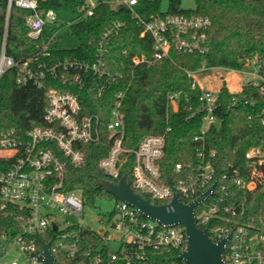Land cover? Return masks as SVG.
<instances>
[{"label":"built area","instance_id":"2783aa9c","mask_svg":"<svg viewBox=\"0 0 264 264\" xmlns=\"http://www.w3.org/2000/svg\"><path fill=\"white\" fill-rule=\"evenodd\" d=\"M100 2L84 0L76 16L63 21L62 27L68 28L92 16ZM104 2L113 7H126L141 35L152 38L150 55L135 54L130 58L135 65L161 61L168 58L172 50L193 53L208 49V30L212 21L206 15H149L139 10L140 0ZM13 5L29 11L26 23L34 38L43 37L47 26L59 22L54 9L39 11L38 0H8V12ZM125 25L123 19L110 23L98 43L94 57L88 60L62 57L50 61L53 56L51 47L61 40L63 28L50 33L34 56L16 60L5 49L2 50L0 80L7 70L14 69L16 83L20 86L32 82L42 87L45 86L44 81L51 78L61 88L50 87L47 90L48 104L43 125L24 133L14 127L0 128V152H5L0 154V158L4 159V164L0 165V196L4 205L13 204L21 211L23 228L15 236H0V245L3 241L13 242L0 255V264H21L17 259L4 262L13 249L24 255L29 264H43L42 249L28 235H47L50 230L55 231V234L53 242L48 243L54 258L55 253L61 255V264H157L153 254L162 250L175 251L177 259L158 264H188L179 257L188 244L183 224H166L152 219L116 197L115 207L99 216L103 225L99 230L84 226L81 222L71 223L68 218L61 220L56 215L60 213L64 217L81 218L84 214L87 203L83 199L82 188H68L65 172L69 164L80 166L85 162V152L79 144L101 141L102 125L98 114L84 112L81 91L90 88L96 97H101L108 86L123 78L124 74L112 70L108 63V43ZM248 62L253 67V80L250 83L264 94V77L260 73L264 57ZM186 73L194 79L192 87L201 90L198 95L205 112L201 133L194 137L198 143V163L192 172L184 174L185 167L177 163L175 170L183 176L176 181L164 180L161 162L166 154V133L147 135L137 148L125 147L121 107L126 93L123 90L116 94L107 125L114 135L111 148L99 161V166L108 176L117 180L114 183H118L124 177L122 169L125 162L129 155L133 156L132 185H129L137 193L145 192L154 199L164 200L162 205H166L167 212L174 210L172 201L175 194L182 202L189 204L210 189L209 195L195 207L197 225L209 229L215 241L227 238L224 258L228 264H264V147L254 146L246 152L250 164L246 178L236 173L218 176L212 163L216 151L207 149L206 133L211 124L217 121L215 110L220 91L202 86L195 79L196 72L187 70ZM179 94L169 95L173 110L178 108ZM259 122L264 126V114ZM240 189L249 192L250 196H239ZM77 190L81 191L80 195L76 194ZM259 196L263 198L257 203ZM84 232L96 236V248L82 249ZM114 240L118 243L115 250L112 249Z\"/></svg>","mask_w":264,"mask_h":264},{"label":"trees","instance_id":"16d2710c","mask_svg":"<svg viewBox=\"0 0 264 264\" xmlns=\"http://www.w3.org/2000/svg\"><path fill=\"white\" fill-rule=\"evenodd\" d=\"M92 16L63 28L65 20L73 19L84 0H38L39 11L54 9L59 17L57 24L49 25L43 37L34 38L26 23L29 11L14 6L8 12V0H0V54L3 49L16 60L34 56L43 40L53 31L63 28L61 40L52 45L50 61L65 57L92 59L99 41L110 23L126 21L118 34L108 43V63L112 70L121 71L124 76L108 86L101 97L87 88L81 91L84 112L101 117L102 139L99 142L79 144L85 152V162L80 166L69 164L65 172L68 188L80 186L87 204L96 205L103 198H115L105 189V182L117 180L108 176L99 166V161L108 154L114 135L107 129L116 94L125 91L121 113L125 124L124 145L137 148L147 135L166 133V154L161 162L165 181H176L183 175L175 170L177 163L189 174L198 163L197 146L194 137L201 133L205 112L199 99L201 90L193 88V77L186 71L197 72L205 68L221 67L243 70L248 61L264 57V0H196L195 9H184L181 0H169V8L162 11L160 0H140L139 10L149 15L167 13L201 14L210 17L212 25L208 30L207 51L183 53L172 50L171 55L161 61L135 65L131 57L135 54L150 55L152 38L142 36L126 7H113L100 0ZM264 77V65L260 69ZM96 80V79H94ZM45 86L38 87L29 82L16 83V71L9 69L0 80V128H16L25 131L43 125L44 112L48 104L47 90L61 85L54 79H46ZM180 93L178 108L173 110L169 95ZM236 98L234 102L233 99ZM245 101H247L245 103ZM264 114V94L248 83L239 92L222 90L215 110L217 121L206 133L207 149L215 150L213 159L218 176L224 173L237 174L246 178L250 164L246 152L254 146L264 147V126L259 122ZM168 128L171 130L168 131ZM237 154L234 165H230L229 150ZM4 159L0 158V165ZM134 160L129 155L122 169V176L132 185ZM239 196L249 197V192L239 190ZM153 204L162 205L164 200L138 191ZM263 197L257 198V203ZM21 211L6 203L0 196V236H15L21 231ZM55 231L47 235H28L37 241L39 249L53 242ZM82 249L96 248L97 238L84 232ZM155 263H169L177 259L175 251L154 252ZM61 255L55 253V260L61 264Z\"/></svg>","mask_w":264,"mask_h":264},{"label":"water","instance_id":"95a60500","mask_svg":"<svg viewBox=\"0 0 264 264\" xmlns=\"http://www.w3.org/2000/svg\"><path fill=\"white\" fill-rule=\"evenodd\" d=\"M236 160L237 154L231 148L229 150L230 165H234ZM105 189L109 194L138 208L152 219H158L166 224H183L187 231L188 244L179 257L188 264H228L224 258L227 238L215 241L210 236L209 229L200 228L197 225L195 207L209 195L210 189L189 204L182 202L178 195L175 194L172 201L174 210L169 212L166 211V205L153 204L137 193L129 185L127 176L122 177L118 183L106 181ZM56 227L55 224L54 228ZM42 252L43 264H57L51 251L50 243H46L42 247Z\"/></svg>","mask_w":264,"mask_h":264},{"label":"rangeland","instance_id":"374dc122","mask_svg":"<svg viewBox=\"0 0 264 264\" xmlns=\"http://www.w3.org/2000/svg\"><path fill=\"white\" fill-rule=\"evenodd\" d=\"M160 2L162 11H167L169 8V0H160ZM181 6L184 9H195L196 0H181ZM248 63L249 62H247L243 68L244 72H237L214 66L213 68H205L203 70H199L194 74V76L199 83L203 84L209 89L218 91L227 90L231 92V90H237L241 86L243 87L253 80V67ZM3 153L5 152H0V154ZM80 193V190L76 191L77 195H80ZM116 203V198L107 197L100 199L96 203V205L86 204L84 214L81 216V218L74 216L64 217L60 213H57L56 215L61 220L68 218L71 223L81 222L84 226H90L91 228L99 230L103 227L101 221L99 220V216L107 213L108 211L110 212L115 207ZM12 245L13 242L11 240L3 241L2 245H0V255H3V252ZM117 248L118 243L115 240L112 241V249L115 250ZM14 259H17L21 264H29L26 257L20 254L17 249L11 250L10 254L6 258H4V262Z\"/></svg>","mask_w":264,"mask_h":264},{"label":"crops","instance_id":"0c3cea01","mask_svg":"<svg viewBox=\"0 0 264 264\" xmlns=\"http://www.w3.org/2000/svg\"><path fill=\"white\" fill-rule=\"evenodd\" d=\"M201 84V83H200ZM202 86H204L203 84H202ZM212 86V85H211ZM206 87V86H205ZM208 87H210V86H208ZM213 87V86H212ZM242 86L239 88V89H237V90H231L232 92H239V91H241L242 90Z\"/></svg>","mask_w":264,"mask_h":264}]
</instances>
